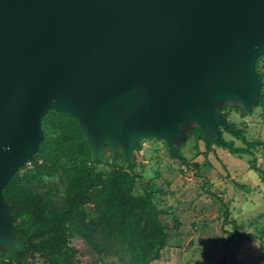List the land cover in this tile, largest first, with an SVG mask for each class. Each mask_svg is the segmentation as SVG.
Wrapping results in <instances>:
<instances>
[{"label":"water","instance_id":"water-1","mask_svg":"<svg viewBox=\"0 0 264 264\" xmlns=\"http://www.w3.org/2000/svg\"><path fill=\"white\" fill-rule=\"evenodd\" d=\"M264 0H0V249L21 250L4 188L38 150L42 118H77L96 159L147 138L171 152L250 112L260 95ZM121 146V147H119Z\"/></svg>","mask_w":264,"mask_h":264},{"label":"trees","instance_id":"trees-1","mask_svg":"<svg viewBox=\"0 0 264 264\" xmlns=\"http://www.w3.org/2000/svg\"><path fill=\"white\" fill-rule=\"evenodd\" d=\"M256 70L261 88L250 112L259 108L264 117V55L257 59ZM220 110L227 118L232 110L243 114L238 105ZM230 124L221 125L220 134L214 133L207 140L202 128L191 127L186 140L177 145L180 155L189 142L197 152L202 142L206 153L219 146L239 157L248 154L252 156L251 168L259 171L264 181V169L257 165L256 156V149L264 146V140L251 139L246 125L233 120ZM42 127L44 138L38 150L4 188L21 250L10 257L0 249V264H151L160 259L174 238L167 217L172 216L177 227L181 222L176 210L160 205L162 189L153 177L146 175V164L138 161L140 149L134 150L133 159L122 150L105 160L96 159L77 118L65 111H48L42 118ZM237 140L244 145H238ZM153 141V149L165 147L184 166L165 139ZM144 142H140V148ZM201 166L199 162L190 163L197 174ZM203 187L210 191L208 180ZM241 187L249 190L245 184ZM216 196L225 205L224 223H232L235 228L224 243L226 250L218 264H264V256L252 262H242L235 256L241 240H250L254 235L243 231L229 204ZM254 225L257 237L264 243V226L261 228L257 221ZM75 239L83 241V249L73 244Z\"/></svg>","mask_w":264,"mask_h":264},{"label":"rangeland","instance_id":"rangeland-1","mask_svg":"<svg viewBox=\"0 0 264 264\" xmlns=\"http://www.w3.org/2000/svg\"><path fill=\"white\" fill-rule=\"evenodd\" d=\"M228 120L246 125L251 139L264 140V117L260 116L259 108L243 114L232 110ZM226 136L231 138L229 133ZM144 141L137 159L146 164V175L153 177V182L163 190L159 192L160 205L176 210L181 222L177 227L173 217H167L174 238L163 249L162 257L151 264H218L226 250L224 243L235 228L232 223H224L225 205L216 195L229 204L243 231L254 235L250 240H241L235 256L242 262L257 261L264 256V243L257 237L254 225L257 221L261 228L264 226V181L260 172L251 168V155L239 157L219 146L206 153L202 142L197 152L189 142L183 146L180 156L184 162L182 167L165 147L159 151L153 149V138ZM237 144L244 145L241 140ZM103 152L105 159L112 153L109 143H105ZM256 156L257 165L264 169V146L256 149ZM191 162L202 165L198 174L190 167ZM205 180L209 181L210 191L203 187ZM73 244L80 249L84 247L81 239H75ZM111 260L116 259L111 257Z\"/></svg>","mask_w":264,"mask_h":264}]
</instances>
